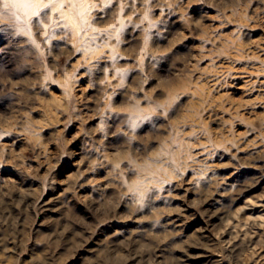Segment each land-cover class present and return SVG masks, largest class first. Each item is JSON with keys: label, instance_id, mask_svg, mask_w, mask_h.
Here are the masks:
<instances>
[{"label": "rangeland", "instance_id": "374dc122", "mask_svg": "<svg viewBox=\"0 0 264 264\" xmlns=\"http://www.w3.org/2000/svg\"><path fill=\"white\" fill-rule=\"evenodd\" d=\"M206 253L264 264V0H0V264Z\"/></svg>", "mask_w": 264, "mask_h": 264}, {"label": "bare ground", "instance_id": "6f19581e", "mask_svg": "<svg viewBox=\"0 0 264 264\" xmlns=\"http://www.w3.org/2000/svg\"><path fill=\"white\" fill-rule=\"evenodd\" d=\"M58 195H61V194H58ZM45 205V204H44ZM186 207V206H185ZM215 209V208H214ZM184 213V212H183ZM186 213V212H185ZM176 215V214H175ZM237 216H239V214L237 213L236 214ZM236 216V217H237ZM176 218V217H175ZM231 221V218L228 220V223ZM179 223V222H178ZM231 241V240H230ZM229 241V242H230ZM227 242V241H226ZM231 248V247H230ZM235 248V247H234ZM203 257H204V262H205V264L207 263V262H212V261H214V260H212L213 259V254L212 253H206V254H204L203 255ZM72 264H75V263H72ZM207 264H213V263H207Z\"/></svg>", "mask_w": 264, "mask_h": 264}, {"label": "snow or ice", "instance_id": "6c2138e0", "mask_svg": "<svg viewBox=\"0 0 264 264\" xmlns=\"http://www.w3.org/2000/svg\"><path fill=\"white\" fill-rule=\"evenodd\" d=\"M51 3H55V0H51ZM50 6H51V4H50Z\"/></svg>", "mask_w": 264, "mask_h": 264}]
</instances>
